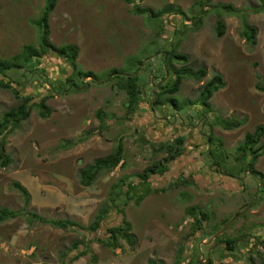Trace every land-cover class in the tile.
Wrapping results in <instances>:
<instances>
[{"label":"rangeland","instance_id":"obj_1","mask_svg":"<svg viewBox=\"0 0 264 264\" xmlns=\"http://www.w3.org/2000/svg\"><path fill=\"white\" fill-rule=\"evenodd\" d=\"M260 1H59L49 19L50 41L56 47H78V70L95 73L98 81L73 77L78 87L74 90L67 82L72 76L71 64L53 52L37 60L35 73L29 69L8 73L20 83L14 87L22 97L32 96L33 102L49 97L52 114L43 119L34 109L6 137L9 164L4 167L0 160V209L22 215L0 223V264H210L206 259L211 250L213 264H263L258 254L264 253V244L242 249L241 254L225 252L221 246L213 247L217 241L210 235L251 205L259 188L258 180L240 170L246 164L237 159V148L246 134L264 126V92L257 89L259 81L264 83V11L253 12ZM47 3L0 0V59H10L26 45L39 46L36 23ZM218 5H233L239 13L248 14L249 23L258 29L256 46L241 37L240 17L227 11L220 12L225 34L218 36ZM167 7L175 10L170 18L164 11ZM137 9L144 12L137 14ZM151 12H163V19ZM171 52L187 56V65L206 69L207 76L202 81L183 80L179 92L167 95L158 106L161 88L156 91L147 81L155 78L158 84L166 75L164 83H169L175 78L174 70L185 65L169 63ZM114 69L126 76L136 75L142 88L146 84L133 113L127 110L129 97L120 87L126 81L114 79ZM215 75L223 77L225 87L209 101L213 112L201 118L196 103L203 85ZM7 81L0 77V83ZM171 98L179 102L180 109H174ZM21 102L12 90L0 88V118ZM99 110L110 116L103 125L97 117ZM218 118L246 119V123L225 131L217 125ZM190 123L196 127L187 126ZM179 135L185 139V155L171 160L172 154L161 147L175 144ZM206 135L221 139L223 154L215 150L216 143L208 147ZM119 139L124 151L121 164L102 173L91 187H84L81 171L114 153ZM212 149L214 155L209 154ZM158 161L167 164L169 171L149 180L152 192L140 205L113 192L122 179L127 188L131 183L138 185L137 176ZM255 170L264 179V156ZM185 180L191 186L184 185ZM16 183L29 192L28 205ZM261 196L244 218L218 236L219 241L246 232L264 238V193ZM194 206L211 214L206 227L198 232L193 230L194 218L186 215ZM103 208L108 215L96 233L31 222L25 214L88 227ZM124 221L131 225L133 243L120 238L121 248L112 249L97 241L106 240L108 229ZM76 242H81L79 251L73 250ZM85 250L89 251L86 256L70 263ZM221 254L227 255L222 258Z\"/></svg>","mask_w":264,"mask_h":264},{"label":"trees","instance_id":"obj_2","mask_svg":"<svg viewBox=\"0 0 264 264\" xmlns=\"http://www.w3.org/2000/svg\"><path fill=\"white\" fill-rule=\"evenodd\" d=\"M59 1L61 0H48L46 5L45 11L43 16L39 19L36 23L40 29V41L39 46L35 47L33 45H26L23 47L22 51L11 57L10 59H0V77L6 78L8 81L7 83H0V88L2 89H9L14 92L16 97L22 102L17 106L11 108L9 111L5 112L2 117L0 118V160L2 161V165L4 167L8 166L9 164V157L5 155V145H6V137L14 132L23 122L27 121L31 113L34 109L38 110V113L41 118L47 119L52 114V110L47 104L49 97H43L41 100L37 102H33L34 98L32 96H21L19 90L15 89L14 85L20 84L16 82L14 79L9 78L8 73L12 70H24L27 69L33 71L37 70V60L43 59L47 56L50 52L57 54L62 59H67L72 66V76L68 78L67 82L74 87L76 90L77 85H75L72 81L73 77H78L81 79L91 78L94 81H98L97 75L91 71L83 72L79 71L77 68V57L79 55V49L75 45H65L61 47H56L50 41L51 30L49 25V19L51 14L55 11ZM261 6L254 9V13H261L264 11V0L260 1ZM215 10L217 11V15L219 17L218 24H217V34L219 37L224 36L225 34V25L222 20V15L220 12L227 11L229 13L237 14L242 22V30H241V37L244 38L248 44L251 46L257 45V36H258V29L252 26L249 23L248 14L245 12L239 13V11L235 10L233 5H218L216 6ZM164 11L168 14L169 18L174 15V8L167 7ZM144 10H136V13H143ZM154 14L157 18L162 20L163 12H151V15ZM195 22V21H194ZM168 56V54H166ZM165 55V56H166ZM169 63L171 61L182 62L185 65L179 69L174 70L175 78L165 85H162L161 91L158 93V99L156 100V104L162 102L163 98L167 95H174L179 92L180 86L182 81L185 79H192L196 81H202L207 76V70L204 68H198L197 70L192 67L188 66V57L181 54L176 53H169L167 57ZM138 65L142 64V62H138ZM32 73V72H31ZM111 75L114 76L116 80L119 81H126V84L120 83V87L122 90H126L128 97H129V112H135L138 104L141 100V95L143 93L142 87H140L139 79L135 75L126 76L121 73L118 69H114L111 71ZM85 85V84H84ZM225 87L224 79L219 76H213L201 89L200 97L196 104L201 107V110L198 111V116L201 118L206 117L207 113L213 112L209 101L212 99L214 93L219 91L220 89ZM159 88V89H160ZM257 89L264 92V83L259 81L257 84ZM77 91V90H76ZM66 92V91H64ZM172 105L174 106L175 110L180 109L179 102L176 99H170ZM97 117L102 122V125L105 124L106 118L110 117L106 114L103 110H99L97 112ZM188 118L192 119L191 115ZM217 125L223 128L225 131H232L241 128L245 125L246 119L240 120L239 118H231V119H220L217 120ZM264 126L257 127L253 133L246 134L244 138V142L237 148V151L240 154V157L237 158L239 161H242L246 164L245 170L240 169L241 171H250L252 174L259 175L263 178L262 174L258 173L255 170V166L260 158L264 156ZM208 143L212 147L215 143V150H218L221 154H223V142L219 139H216L213 136L208 137ZM185 144V139L183 136H179L175 139V144L167 145L164 147L162 145L161 150H166L171 155V160H175L179 157L183 151V146ZM222 149V150H220ZM175 152V153H174ZM174 154V155H173ZM210 155H214V150L212 149L209 152ZM225 159L226 157H220ZM124 159V151L122 146V139H119V145L116 147L114 153L110 156L97 160L94 165H91L81 171V183L84 187H91L97 178L102 173H107L115 170L123 161ZM168 161V160H167ZM217 163L219 161H216ZM169 171L167 164H164L162 161H158L152 166L146 168L142 174H139L137 177L140 179V183L138 185H134L131 183L129 188H127V183L125 180H121L120 184H118L113 190V192L119 196L122 193L127 196L128 200L135 201V204L138 206L142 203V201L152 192V188L149 184V179L155 175H164ZM182 183V182H180ZM186 186H191L192 183L188 181H184L183 183ZM24 196L27 205L30 203V194L29 192L22 187L20 184L16 183L14 185ZM124 186L127 190H123ZM143 191V192H142ZM114 201V200H113ZM27 217L31 218V222H40L43 224H50L54 227L61 228V229H68V228H77L89 233H96L98 232L102 226L103 222L106 221L108 215V209H101L99 213L96 215L93 223L88 227H83L78 222L71 221V220H49L43 217L38 216L37 214L26 212ZM22 215V212L12 211L8 208L0 209V223L5 222L7 220L17 219ZM186 215L188 217H193L195 219V223L193 225V230L198 232L206 227L207 220L211 217L207 212L203 209L198 207H190L186 210ZM230 221V220H229ZM226 221L223 223L222 228L229 222ZM220 228V229H222ZM220 229H217L210 235H215ZM131 225L124 221V223L118 227H113L108 229L109 237L106 240L97 241L104 245L107 248L117 249L121 248V244L119 242L120 238H124L129 243H133V236L130 234ZM242 236H245V233H242ZM220 238L216 241L218 242ZM234 240L230 241L229 243L232 246V250H234ZM264 244V243H262ZM81 242H76L73 244V250L79 251V246ZM185 250V249H184ZM89 251H80V253L70 260V263L78 260L79 258L86 256ZM259 257L262 259V263L264 264V256L259 254ZM65 264V263H61ZM149 264H157L155 262H150Z\"/></svg>","mask_w":264,"mask_h":264},{"label":"flooded vegetation","instance_id":"obj_3","mask_svg":"<svg viewBox=\"0 0 264 264\" xmlns=\"http://www.w3.org/2000/svg\"><path fill=\"white\" fill-rule=\"evenodd\" d=\"M166 55V54H165ZM165 78H167L166 77V75H165V77H164V79L162 80V82H160V83H158V84H156L155 83V78H152L150 81H147V83H149L150 85V87H152V88H155V89H159L162 85H164L165 83ZM154 79V80H153ZM144 85H146V84H144ZM204 86V85H203ZM187 126H189V127H196L195 126V124L194 125H192V123H190L189 125H187ZM205 137H207V136H205ZM208 138V137H207ZM209 150V149H208ZM211 162H213L212 164H215V161H214V159H211ZM220 170H218V172H219ZM246 173L248 174V173H250L251 175H252V177L254 178V179H256V180H258L259 181V188L257 189V191L255 192V199L253 200V203L251 204V205H249L247 208H250L251 206H253L255 203H257V201L259 200V198H262L263 196H261V194L262 193H264V187H263V182H260V181H263L264 179L263 178H261L259 175L257 176V175H255V174H252V172H250V171H246ZM229 177H232V178H236V177H234L233 175H229ZM259 178V179H258ZM256 205V204H255ZM195 207V206H194ZM254 207V206H253ZM252 207V208H253ZM247 208H244L241 212H239V213H237L235 216H234V219L237 217V216H239L243 211H245ZM251 208V209H252ZM251 209L249 210V211H251ZM248 211V212H249ZM247 212V213H248ZM247 213H245L243 216H241V217H239L236 221H238V220H240V219H242V218H244L245 216H246V214ZM235 221V222H236ZM194 223H195V219H194V221H193ZM229 223V222H228ZM227 223V224H228ZM224 228V227H223ZM222 228V229H223ZM221 231V230H220ZM219 232V231H218ZM218 232L216 233V235L218 234ZM215 236V235H214ZM222 236V235H221ZM220 237V236H219ZM232 240H234L235 242H234V250H232V246H231V244L229 243L230 241H232ZM262 243H264V238L261 236V235H259V234H257V233H249V232H246L245 233V236H241V237H238V238H229V239H223L222 241H218V242H216L215 243V245L213 246V247H218V246H221L222 247V251H230V252H232V251H237L238 253H242V249H245V250H248V249H250V248H256V247H259ZM213 247H211V248H213ZM210 248V249H211ZM252 250V249H251ZM231 256H233V257H237V255L236 254H233V253H229ZM260 254V253H259ZM258 254V255H259ZM227 255V254H226ZM226 255H222L221 254V257L222 258H224ZM212 256H214V252H213V250H211L210 251V255H207V259H206V262L207 263H210V264H213L214 263V261H213V259H211V257ZM261 259V258H260ZM262 260V259H261Z\"/></svg>","mask_w":264,"mask_h":264},{"label":"water","instance_id":"obj_4","mask_svg":"<svg viewBox=\"0 0 264 264\" xmlns=\"http://www.w3.org/2000/svg\"><path fill=\"white\" fill-rule=\"evenodd\" d=\"M254 206V205H253ZM253 206H251L250 208H247L245 211H243L239 216H237L235 219H233L231 222H229L222 231H220L215 237L217 238L218 236L222 235L239 217L243 216L245 213H247ZM261 255L264 256V253L261 252Z\"/></svg>","mask_w":264,"mask_h":264},{"label":"clouds","instance_id":"obj_5","mask_svg":"<svg viewBox=\"0 0 264 264\" xmlns=\"http://www.w3.org/2000/svg\"><path fill=\"white\" fill-rule=\"evenodd\" d=\"M164 57H165V55H164ZM132 75H134V74H132ZM167 76H168V73H167ZM219 76H220V75H219ZM221 77H222V76H221ZM222 78H223V77H222ZM206 83H207V82H206ZM206 83H205V84H206ZM205 84H204V85H205ZM164 85H165V84H164ZM144 86H145V85H144ZM144 86H143V88H142V89H143V92L145 91V90H144ZM220 90H221V89H220ZM220 90H219V91H220ZM156 91H158V89H156ZM217 92H218V91H217ZM217 92H216V93H217ZM214 94H215V93H214ZM150 104L152 105L151 102H150ZM175 120H176V119H175ZM225 120H226V119H225ZM167 121H168V119H167ZM179 136H181V135H179ZM179 136H178V137H179ZM206 136H207V135H206ZM178 137H177V138H178ZM207 137H210V136H207ZM207 140H208V139H207ZM220 140H221V139H220ZM208 147H210V144L208 145ZM183 149H184V146H183ZM208 149H209V148H208ZM184 151H185V150H184ZM182 152H183V151H182ZM184 155H185V153H183V154L181 153V155H180L179 157H177V158H180L181 156L184 157ZM177 158H176V159H177ZM214 161H215V160H214ZM155 176H157V175H155ZM158 176H160V175H158ZM152 177H153V176H152ZM152 177H151V178H152ZM151 178H150V179H151ZM150 179H149V180H150ZM185 181H187V180H185ZM260 182H263V184H264V180H263V181H260ZM259 199H260V198H259ZM255 204H256V203H255ZM255 204H254V206H255ZM192 219H193V218H192ZM234 223H235V222H234ZM193 224H194V223H193ZM226 225H227V224H226ZM226 225H225V226H226ZM225 226H224V227H225ZM219 232H220V231H219ZM219 232H218V233H219ZM222 235H223V234H222ZM215 236H216V234H215ZM215 236H214V237H215ZM220 236H221V235H220ZM217 239H218V237L216 238V240H217ZM260 254H261V252H260Z\"/></svg>","mask_w":264,"mask_h":264},{"label":"crops","instance_id":"obj_6","mask_svg":"<svg viewBox=\"0 0 264 264\" xmlns=\"http://www.w3.org/2000/svg\"><path fill=\"white\" fill-rule=\"evenodd\" d=\"M150 182V181H149Z\"/></svg>","mask_w":264,"mask_h":264}]
</instances>
